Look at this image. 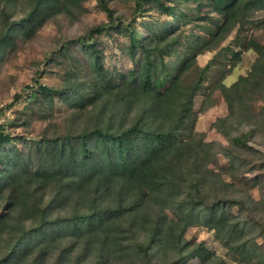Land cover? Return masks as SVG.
Returning <instances> with one entry per match:
<instances>
[{
  "label": "trees",
  "instance_id": "1",
  "mask_svg": "<svg viewBox=\"0 0 264 264\" xmlns=\"http://www.w3.org/2000/svg\"><path fill=\"white\" fill-rule=\"evenodd\" d=\"M86 1L0 0V64L19 36L34 34L60 12L82 11ZM93 1L107 15L109 27L117 26L128 37L120 54L129 65L105 64L95 38L105 26L96 25L77 39L82 59L63 67L58 84L35 80V86H26L30 92L23 100L13 95L9 105L23 101V110L41 118L49 114L50 124L34 144H23L24 150L18 145L31 138L0 131V160L7 168L0 172V264H184L193 258L226 264L202 242L184 238L196 225L215 232L232 264H264V201L237 190L231 181L242 166L245 173L257 169L247 167L242 153L261 154L248 142L264 141V104L255 112L246 89L250 84L264 94V44L244 42L242 49L258 56L250 71L230 85L220 76L201 90L211 65L227 64L224 48L203 66L196 61L235 24L248 21L264 0L215 1L223 12L216 43L199 50L188 45L173 58L181 43L178 23L196 19L182 6L145 0L174 18L138 25L139 36L136 16L118 25L109 0ZM136 10L142 11L139 1ZM229 51L235 57L232 67L240 52ZM217 89L227 113L210 126L227 145L207 141L194 129L195 117L212 106L208 99ZM55 97L69 107L60 116L52 115ZM149 150L156 152L153 157L147 156ZM219 153L227 164L218 170ZM262 177L244 175L243 180L260 187ZM229 207L237 213L229 215Z\"/></svg>",
  "mask_w": 264,
  "mask_h": 264
},
{
  "label": "rangeland",
  "instance_id": "2",
  "mask_svg": "<svg viewBox=\"0 0 264 264\" xmlns=\"http://www.w3.org/2000/svg\"><path fill=\"white\" fill-rule=\"evenodd\" d=\"M141 3L142 11L136 10V3ZM163 4L174 3L182 6L181 11H187L196 19H192L189 23L179 22L177 33L181 35V43L177 46V52L172 56H180L187 49L188 45L193 46L194 50L204 44H214L217 41L216 32L218 24L221 21L222 11L214 2L217 0H203L204 3L193 0H159ZM223 1V0H222ZM82 11L72 8L71 14L61 13L51 20L45 22L34 34L21 35L15 41L10 49V56L4 59L0 64V131L9 132L12 136L31 138L24 143L17 144L19 150H24L23 144H34L33 138L40 135L48 128L50 124L49 114L47 118H41L35 115L31 110L22 109L23 101L17 102L14 105H9L13 95L21 94V100L26 93L30 92L26 86H35L37 80L47 86L59 83L58 75L63 74V67L67 64L73 66L77 61H80L82 52L80 45L77 42L79 38H85L88 30L96 25L105 26V30L101 35L95 36L98 46L102 50L106 65H114L115 67L125 68L129 62L125 57H121L120 48L128 42V37L119 31L117 26L109 27L107 15L101 11L95 1L90 0L84 2ZM109 7L113 9L114 21L119 25V22L127 24L136 16V31L143 32L138 27L140 24L150 22V24L160 23L162 21H171L173 18L167 14H161L155 7H150L151 3L145 0H109ZM251 18L244 22L235 24V26L225 35L224 38L217 41L215 48L206 50L203 53L196 55V61L199 66H203L208 62L218 51L219 48H224L227 52L228 61L224 66L221 64L218 68L216 65H211L209 75L206 76L203 90L206 86H214L220 76L222 82L230 85L240 75H246L252 64L254 63L257 53L253 49H242L244 42L249 39H255L264 44V6L261 9L253 10ZM193 17V18H194ZM164 23V22H163ZM59 45V48H58ZM63 46V49H60ZM193 49V48H192ZM229 49L240 52V57L234 66L231 67V60L234 57ZM226 59V60H227ZM49 62V63H48ZM70 62V63H69ZM176 62L173 65L176 66ZM172 65L171 68H172ZM230 65V68H228ZM85 61L81 66L82 74L86 72ZM172 74L174 70L170 69ZM58 73V74H57ZM201 91L194 102V109L199 106L202 96L205 95ZM246 96L249 104L256 112L260 110L264 104V94L254 88L253 85H248ZM56 102L52 105V115L60 116L65 113L69 107L60 103L55 97ZM212 106L208 107L202 113H198L194 121V129L203 132L207 141L220 142L223 145L228 144V140L210 125L216 118L224 116L227 113L226 104L219 89L214 90L208 101L212 102ZM42 112H46L45 106L41 107ZM23 110V114H22ZM26 121L27 124L24 122ZM250 146H254L261 154L255 151H245L241 154V158L245 159L247 167L255 164L257 169L252 172H244V166L237 169L234 173L236 177L231 181L235 184V188L242 193H246L254 199H263L264 201V181L259 187L252 183H246L245 176L253 174L264 175V141L259 138L249 141ZM155 151L149 150L147 156L153 157ZM227 164V158L221 153L217 156L215 168L220 165ZM263 165V167H262ZM0 172H7L5 162L0 160ZM264 179V177H262ZM230 181V179H227ZM264 209V205L262 206ZM229 215L237 213L235 207L226 208ZM169 216L172 213L168 211ZM184 238L192 243L202 242L203 245L215 256L222 257L226 264H232V259L227 252V246L223 244L215 235L213 230L208 229L203 225L189 227ZM184 264H202L198 258L190 259Z\"/></svg>",
  "mask_w": 264,
  "mask_h": 264
}]
</instances>
